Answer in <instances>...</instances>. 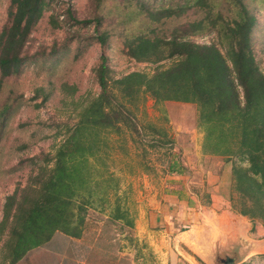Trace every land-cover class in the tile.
Listing matches in <instances>:
<instances>
[{
  "label": "rangeland",
  "instance_id": "rangeland-1",
  "mask_svg": "<svg viewBox=\"0 0 264 264\" xmlns=\"http://www.w3.org/2000/svg\"><path fill=\"white\" fill-rule=\"evenodd\" d=\"M237 1L43 0L22 42L9 46L0 37V57L8 49L18 57L14 71L2 75L0 69V223L8 196L37 188L48 176L57 147L101 91L96 74L102 62L109 83L131 71L153 74L174 62L175 57L140 60L129 55L125 42L135 36L175 34L219 45V30L239 18L242 3L254 18L250 48L264 71V0ZM140 4L146 12L139 13ZM167 6L173 8L171 14L158 17V10ZM10 10V0H0V35ZM202 18L204 22L188 25ZM112 91V124H99L89 138L94 141L95 135L99 142L91 144L95 155L88 162V187L76 197V203L86 200L80 235L54 231L14 264H161L156 244L169 255L179 237L165 235L154 225L151 210L166 202L169 191H180L197 213L192 222L196 232L191 234L204 254L209 255L213 248L207 244L220 236L214 219L223 210L240 213L244 200L233 188L232 166L246 165L247 160L203 151L195 103L155 101L148 93L128 99ZM245 216L250 235L264 238V222ZM11 220L0 227V264L9 262L5 232ZM256 256L264 264V253Z\"/></svg>",
  "mask_w": 264,
  "mask_h": 264
},
{
  "label": "trees",
  "instance_id": "trees-1",
  "mask_svg": "<svg viewBox=\"0 0 264 264\" xmlns=\"http://www.w3.org/2000/svg\"><path fill=\"white\" fill-rule=\"evenodd\" d=\"M196 1L203 5L207 0ZM42 3L43 0H10V21L0 35L9 46L22 42ZM146 9L140 4L139 13ZM172 10L167 6L156 15H169ZM239 13V18L226 22L219 30V45L199 44L175 34L169 37L140 34L125 42L127 53L140 60L175 57L170 66L153 74L131 71L109 83L102 62L96 74L101 91L84 111L78 127L57 147L48 176L37 188L25 187L18 195L8 196L0 223L3 228L12 217L5 232L8 264L16 263L28 250L48 241L54 231L80 235L86 200L83 197L76 203V197L83 194V187H88V162L95 155L91 144L99 142L95 135L94 141L89 138L99 124L101 128L112 124L113 88L128 99L148 93L155 101L195 103L204 132L203 151L246 158V165L232 166L233 188L244 200L238 211L264 222V71L257 66L250 48L254 18L242 3ZM148 14L154 16L153 12ZM204 21L202 18L188 25ZM99 41L105 43L102 37ZM10 50L0 57L2 75L16 68L17 52Z\"/></svg>",
  "mask_w": 264,
  "mask_h": 264
},
{
  "label": "crops",
  "instance_id": "crops-1",
  "mask_svg": "<svg viewBox=\"0 0 264 264\" xmlns=\"http://www.w3.org/2000/svg\"><path fill=\"white\" fill-rule=\"evenodd\" d=\"M180 191H169L166 202H162L160 208L151 210L155 214V221L163 228V233H173L179 237L169 255H164L162 247L156 244V250L160 252L161 264H261L256 256L264 253V238L255 239L249 233V222L245 215L223 210L215 218V226L220 230L218 238L207 244L212 251L206 254L198 249V240L192 235L196 232L192 222L197 220V213L187 207V202L181 197ZM189 225H188V224ZM187 224V225H186ZM152 225V224H151ZM188 236V238H187ZM183 237V238H182ZM191 249L193 253L186 252L182 245ZM198 246L197 248H195ZM170 249V248H169ZM169 249L166 252H169ZM264 262V260H263Z\"/></svg>",
  "mask_w": 264,
  "mask_h": 264
}]
</instances>
